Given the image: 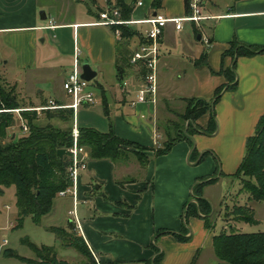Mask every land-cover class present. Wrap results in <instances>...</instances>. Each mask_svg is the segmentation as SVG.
Listing matches in <instances>:
<instances>
[{
  "label": "crops",
  "instance_id": "1",
  "mask_svg": "<svg viewBox=\"0 0 264 264\" xmlns=\"http://www.w3.org/2000/svg\"><path fill=\"white\" fill-rule=\"evenodd\" d=\"M124 1L132 6L134 19L157 13L168 17L189 13L186 0H161L157 7L154 0H142V4L138 0ZM203 1V13L209 17L199 23L185 21L182 29H177L173 22L165 27L160 40L159 92L155 104L132 102L144 75L139 65L130 62L124 75H118L119 58L139 46L149 23H134L139 34L130 38L101 23L100 12L115 6L117 0H0L1 73L28 105H42L52 98L69 103L71 97L63 81L77 43L83 63H90L97 72L98 86L97 100L83 105L96 110L85 113L82 123L101 131L113 126L122 137L157 146L162 142L157 122L176 119L185 108L186 97L212 99L216 88L229 82L223 69L232 67L233 58L223 53L234 39L264 48V0ZM203 56L205 61H201ZM235 70L237 84L224 88L215 105L216 130L193 135L194 146L200 153L210 150L202 161L191 159L193 145L187 139L178 141L166 153L153 155L145 166L135 160L116 163L107 157L90 155L78 189L81 230L75 223L74 226L101 264H153L157 254L153 244L163 252L159 264H198L204 247L214 250L215 233L208 231L200 218L190 219L188 241H180L172 234L158 238L155 235L159 230H182V215L192 186L198 177L215 174V154L221 160L222 171L233 173L246 153L247 138L264 113V51L239 56ZM124 79L128 80L126 86ZM105 102L110 115L105 112ZM209 119L210 112H206L197 122L207 127ZM78 122L84 126L80 119ZM13 136H17L15 130ZM224 178L220 176L204 187L203 194L214 212L216 202L208 190L225 182ZM244 195L246 202L248 193ZM256 202L262 201H249L255 215ZM218 203L227 205V195L223 194ZM72 207L71 196L57 195L49 215L61 218L63 225L59 226L66 228ZM257 220L261 221L258 217ZM226 222L233 227V222ZM63 247L64 251L72 248ZM9 254L6 251L5 257L14 258ZM57 256L67 260L58 252ZM85 260L82 255L72 263Z\"/></svg>",
  "mask_w": 264,
  "mask_h": 264
},
{
  "label": "trees",
  "instance_id": "2",
  "mask_svg": "<svg viewBox=\"0 0 264 264\" xmlns=\"http://www.w3.org/2000/svg\"><path fill=\"white\" fill-rule=\"evenodd\" d=\"M190 1L186 0L189 13L191 12ZM160 3L161 0H154L155 7ZM115 7L121 10L122 17H131L132 6L125 3L124 0H117ZM111 26L114 30L118 26L121 29V36L124 38L139 34V30L133 25ZM145 40L144 37L141 42ZM263 51V47L241 44L234 39L223 53L224 56L230 55L233 58L232 67L223 69L229 82L217 87L212 99L198 96L186 97L185 108L182 112L177 113L176 119L157 122V133L164 137L162 144L148 146L136 140L122 137L116 133L113 126L107 131H101L92 126H80V143L89 149L92 157H107L116 163H128L135 160L145 166L153 155L166 153L175 143L187 139L193 145L191 159L197 162L202 161L210 153V150L200 153L194 146L193 135L197 132L216 130L218 124L215 105L222 96L224 88L234 87L237 84L235 70L237 58L241 55H253ZM131 54V52L124 53L118 60L120 78L124 75L125 67L131 62ZM201 59V61H205L206 57L203 56ZM139 67L144 74L145 66L140 64ZM31 106L37 105L26 104L18 95L16 87L7 83L0 73V194L8 186H15L18 209L16 227L22 226L23 220L27 216H31L37 224L41 223L42 218L52 211L58 192L71 183L68 173V166L71 162L68 148L72 144V125L64 127L53 122L52 119L72 123L73 109L70 107L46 108L41 112L37 109H22L21 115L28 125V130L24 131L21 136L13 138L9 133V128L16 121L21 120L22 122V117L12 109ZM104 106L106 114L110 115L107 102ZM206 112H210V119L208 126L203 127L197 120ZM43 119H47V121L43 122ZM21 127L23 128V126ZM59 148H66L67 152L61 156L58 152ZM151 151L153 152L151 153ZM221 175L244 180L248 200L244 204L234 205V210L238 212L237 220L258 223L255 210L249 201L264 202V113L259 119L256 130L247 138L246 153L236 171L233 173L221 171L220 174L215 172L212 176L198 177L192 186L191 198L184 207L182 230L180 232L159 230L155 238L162 234H172L180 241H188L190 239L189 222L192 217L202 219L206 229L212 232L215 227L213 206L210 200L204 196L203 191L207 184L216 182ZM231 228L233 227L231 226ZM49 230L59 236L64 246L75 248L86 260L72 263L59 259L54 246H38L25 238L23 242L30 246L35 257L19 256L21 261L25 264H101L95 260L87 242L78 234L73 222L70 221L66 228L52 226ZM212 244L219 259L217 264H264V230L257 232L223 231L213 235ZM152 246L157 251L153 264H159L163 258V252L154 244ZM9 255L16 257V254L12 252ZM112 264L122 263L114 262Z\"/></svg>",
  "mask_w": 264,
  "mask_h": 264
},
{
  "label": "built area",
  "instance_id": "3",
  "mask_svg": "<svg viewBox=\"0 0 264 264\" xmlns=\"http://www.w3.org/2000/svg\"><path fill=\"white\" fill-rule=\"evenodd\" d=\"M142 4V0H138ZM203 0H191V12L178 17H168L163 14H155L145 18L134 19L122 17L121 10L118 7H106L100 12L101 23L107 25L134 23H149L145 32L146 40L141 42L139 46L132 52L130 61L133 64H143L146 72L143 75V80L137 88L136 97L132 100L134 104L139 102H148L155 104L158 100L159 92V58H160V40L164 33L165 27L169 22H173L177 29H182L185 21H195L199 23L202 19L209 17L203 13ZM51 23L53 21L51 20ZM115 32L121 35V29L117 26ZM81 47L76 43L73 62L67 71L63 86L71 97L69 103H61L56 99H50L48 103L31 107L13 108L21 117L22 109H37L39 112L46 108L70 107L73 109L72 114V144L68 148L71 162L68 166V173L71 183L68 187L61 189L58 194L61 196H71L73 198V207L69 210L70 221L76 224V228L81 230L80 219L78 216V189L80 179L84 170L88 168L90 151L80 143V125L78 122V111L81 106L94 103L97 100V93L92 87V80L83 77V61L81 57ZM123 84L126 86L128 80L124 79ZM23 130H28V125L22 117ZM8 243L7 238L3 239L0 247ZM96 261L100 263L99 258L95 255Z\"/></svg>",
  "mask_w": 264,
  "mask_h": 264
},
{
  "label": "rangeland",
  "instance_id": "4",
  "mask_svg": "<svg viewBox=\"0 0 264 264\" xmlns=\"http://www.w3.org/2000/svg\"><path fill=\"white\" fill-rule=\"evenodd\" d=\"M0 66V73H3L1 69L3 67V64L1 63ZM96 79V77L91 79L92 87L95 91L98 90V86L96 85ZM94 110L96 109L81 106L79 109L80 112H78L77 115L78 121L80 119V123H82L84 114H91V112ZM42 121L46 122L47 119H43ZM52 121L64 127H68L70 124L72 125L71 122L65 123L58 119H52ZM82 125L84 124L82 123ZM21 126L22 122L20 120L16 121V123L9 128V133L12 134L13 138L15 137L13 136L14 130L17 132V137L21 136V134L24 132ZM160 138L163 142L164 137L160 136ZM162 142L158 143V145L162 144ZM215 157L217 162V169L215 170V172L217 174H220V172L222 171L221 160L216 154ZM221 176L225 177V182H220L219 184L213 185L208 190L211 196L214 198V202H216V209L213 215L215 227L212 232H214L215 234H219L223 231L230 232L232 230L239 232H257L264 230V202H256L255 206L257 209V214L255 215V217H258L261 220L260 222L247 223L237 220L238 212L234 210V205L245 203V200L243 199L245 197L244 193L247 192V190L244 188V180L240 178L242 182H239L238 177H232L228 175ZM223 191L225 193H223ZM223 194L227 195V205L218 203L220 198H223ZM193 199L194 201H196L195 198ZM227 211L228 214H226ZM17 219L18 209L16 205L15 186L11 185L8 186L2 194H0V244L3 243L4 238H7L8 240V243L6 245L0 247V264H6L8 260L9 262H11L9 264H21L19 256H35V253L30 248V246L27 243L23 242V239L25 238H28L31 242H34L38 246H54L55 250L58 252L60 257H63L68 261L76 262L81 259L82 255L78 251H76L75 248L65 249L66 251H64L62 240H60L59 236L55 232L49 230L50 225H58L57 227H61L59 226L63 225V221L61 218L54 217V215H47L42 218L41 223L37 224L36 222H34L31 216H27L23 220V224L20 227H16L18 223ZM226 221H231V223L233 222V228H231L230 224H228ZM6 250H12L8 252L16 254V257L10 259L6 258ZM202 250V257L200 258L198 264L218 263L219 259L213 249H207L206 247H204ZM63 253H65L66 255H64ZM93 256L95 258V254H93Z\"/></svg>",
  "mask_w": 264,
  "mask_h": 264
},
{
  "label": "water",
  "instance_id": "5",
  "mask_svg": "<svg viewBox=\"0 0 264 264\" xmlns=\"http://www.w3.org/2000/svg\"><path fill=\"white\" fill-rule=\"evenodd\" d=\"M42 13H43L42 15L44 17H46V14L44 13V11H42ZM200 36L201 35L199 34V37ZM96 74H97L96 70H94L92 68L90 63H88V62L83 63V74H82L83 77H85L87 79H93L96 76ZM58 152L62 156V155H64L67 152V149L66 148H59Z\"/></svg>",
  "mask_w": 264,
  "mask_h": 264
}]
</instances>
